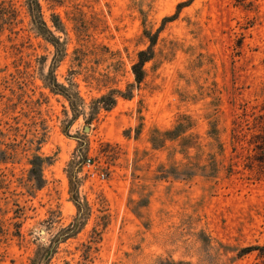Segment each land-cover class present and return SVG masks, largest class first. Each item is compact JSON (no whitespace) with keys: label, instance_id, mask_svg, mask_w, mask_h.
<instances>
[{"label":"rangeland","instance_id":"374dc122","mask_svg":"<svg viewBox=\"0 0 264 264\" xmlns=\"http://www.w3.org/2000/svg\"><path fill=\"white\" fill-rule=\"evenodd\" d=\"M186 1L0 0V264H263L264 0Z\"/></svg>","mask_w":264,"mask_h":264},{"label":"trees","instance_id":"16d2710c","mask_svg":"<svg viewBox=\"0 0 264 264\" xmlns=\"http://www.w3.org/2000/svg\"><path fill=\"white\" fill-rule=\"evenodd\" d=\"M190 1L191 0L184 2L183 4L179 5V7L186 6ZM28 7H29V13L32 18V23L36 27V29L41 34L45 35L50 42L58 44V42L55 40L54 36L49 31L45 23L40 19L37 0H28ZM54 25L56 28L59 29V26L57 24ZM151 43H153V41H151ZM150 58H151L150 53L148 54V52L146 51H141L138 53L137 62L132 65L131 70L137 85H139L144 78L143 66ZM100 100L104 102V98H101ZM114 104H115V100L113 98H110L109 102L105 104V109L109 110ZM251 252H256L257 257L264 264V244L246 247L240 251V255H246Z\"/></svg>","mask_w":264,"mask_h":264},{"label":"built area","instance_id":"2783aa9c","mask_svg":"<svg viewBox=\"0 0 264 264\" xmlns=\"http://www.w3.org/2000/svg\"><path fill=\"white\" fill-rule=\"evenodd\" d=\"M86 164L89 165L90 164V160H88Z\"/></svg>","mask_w":264,"mask_h":264}]
</instances>
